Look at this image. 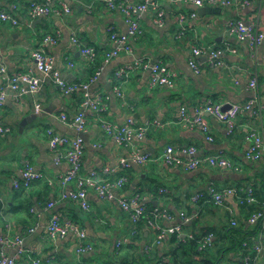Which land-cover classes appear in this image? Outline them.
<instances>
[{"label": "crops", "instance_id": "0c3cea01", "mask_svg": "<svg viewBox=\"0 0 264 264\" xmlns=\"http://www.w3.org/2000/svg\"><path fill=\"white\" fill-rule=\"evenodd\" d=\"M45 0H0V9L10 10L12 4H18L17 16L20 25L10 24L0 28V62L4 63L11 73L24 72L34 68L32 52L42 46V39L47 34L60 30L61 38L54 45L44 46L47 53L55 58V68L62 73L66 82L81 83L93 78L104 62L105 53L111 48L110 30L126 33L128 26L125 17L118 11L109 10L101 0H66L71 12L68 15H53L30 20L27 9L32 2L43 3ZM140 4L143 0H128ZM246 7H196L193 3L182 2L175 6L163 1L166 25L158 28L154 24L155 15L148 12L142 15L140 26L143 36L134 41V54H123L111 61L102 72L98 81L92 86L93 97H110L107 111L99 118L91 111L87 112V126L83 133L85 153L83 156V173L92 169L100 171L106 165H114L119 157L128 153L127 149L118 147L101 128V120L124 123L133 116L139 125L158 121L161 125L151 124L146 133L143 147L153 155L148 166L134 168L123 174L128 177V185L124 194L143 191L151 200L159 202L173 211L195 209L188 199L193 193L214 185L219 189L232 188L237 192L218 206L214 212H208L194 220L196 231H205L208 227L220 226L226 220L227 212L241 217L243 198L240 192L249 189L256 177L264 171V159L260 162H249L245 158L247 144L245 136L251 128L264 131V113L262 119H255L251 114H242L237 120L233 134L229 135L226 126L206 115L212 130L213 142L206 140L198 130H190L178 124V114L182 105L189 110L203 104L207 100L223 104H243L253 93L249 83L254 76L258 80L259 93L264 96V44L256 52L247 44L240 43L227 34V24L234 20L247 23H258L264 33V0H249ZM92 5V9L88 7ZM197 12L198 17L192 27L178 37L180 25L178 16ZM75 33L85 44L95 48L97 59L88 63L78 48L71 41ZM229 42L237 53L226 54L224 61L228 69H214L201 59L204 64L201 73L196 75L189 67L192 48L196 44L202 47H220ZM151 61H162L170 69L178 73L177 85L174 89H148L149 73L137 71L125 83L121 84L123 99L115 96V73L124 65L133 63L138 58ZM73 64V67L69 66ZM43 79V87L38 95L27 94L21 99L11 93L0 110V123L11 129L10 134L0 137V235L9 232L11 236H22L25 239V250L32 252V257L23 254L17 264H105L108 259L135 264H157L165 259L173 264L172 255L177 244L171 237L161 246L153 250L154 255L148 261L131 254L127 259L116 257L115 244L126 236L130 229L128 216L117 205L100 200L94 192L89 193L91 211H83L78 203L59 200L61 183L59 175L68 171V162L55 163L58 153L51 151L47 129L52 128L58 134L71 139L77 137L76 130L61 121V115L67 114L73 120L80 109L81 98L78 95L66 96L48 78ZM40 104L42 111L37 114L35 106ZM195 146L199 155L206 158L223 152L237 170L211 167L203 163L194 171H186L181 166L166 167L156 158L167 146ZM29 163L43 174V179L34 182L29 190L13 187V180L18 178L20 170ZM50 181L52 184H50ZM74 188V184L70 185ZM159 189H167V195H158ZM246 196V193H245ZM56 201V211L63 220H70L86 230L87 241L92 243L94 251L78 257L75 249L77 240L73 235L64 240L51 241L46 233L50 213L43 207L50 201ZM179 202V209L176 203ZM257 204L256 202L254 203ZM154 207V206H153ZM32 209L42 211L40 216ZM149 209H151L149 207ZM236 218L231 219L232 222ZM249 220V219H248ZM198 221V222H196ZM238 223V221H237ZM248 223V221H247ZM30 233V229L35 228ZM189 227L186 232L191 230ZM236 227V226H235ZM251 234L248 238L262 247V253L252 264H264V219L257 225L249 226ZM137 239V238H136ZM154 240L152 231H145V240L140 244L141 253L144 244ZM136 243V240L134 241ZM128 247V245H126ZM9 256L16 254L15 248H2ZM153 254V253H152ZM151 254V255H152ZM241 253H229L221 264H240ZM141 260V261H140Z\"/></svg>", "mask_w": 264, "mask_h": 264}, {"label": "built area", "instance_id": "2783aa9c", "mask_svg": "<svg viewBox=\"0 0 264 264\" xmlns=\"http://www.w3.org/2000/svg\"><path fill=\"white\" fill-rule=\"evenodd\" d=\"M163 1L166 0H143L140 4H134L128 0H101V2L112 11H118L125 17L128 29L126 33H120L110 30L109 41L111 48L104 55V62L99 67L93 78L86 82L69 83L66 82L62 73L55 68V58L47 53L44 46L54 45L61 38L60 30L53 34H47L42 39V46L38 47L31 54L34 62V68L24 72L11 73L8 67L0 62V110L3 107L7 97L13 93L17 99H21L27 94L38 95L43 87V79L40 75L48 77L66 96L78 95L81 98L80 109L73 120L69 121L67 114L61 115V121L64 124L71 125L77 132V137L71 139L67 136L58 134L52 128L47 129L46 134L49 139V147L54 153H58L61 149H65L64 153H58L55 157V163L61 164L65 159L68 162L69 169L66 173L59 175L61 183V192L59 200L62 202L78 203L83 211H91V203L89 201V193L94 192L97 197L108 203H113L128 216L130 229L126 236L120 238L115 246L120 250L125 245L134 243L142 232L154 233V240L148 244H144L142 251L146 255H151L153 250L161 246L170 237L176 236L178 242L185 240H193L194 234L186 232L187 228L197 219L198 214L189 215L185 210L172 213L167 207L156 206L149 209L152 198L143 191H135L132 194H124L128 177L123 173L134 168L146 166L153 161V155L150 151L143 147L146 133L151 124L161 125L158 121L139 125L133 116L127 118L124 123L109 122L101 120V128L103 132L114 140L118 147L127 149L128 153L119 157L114 165H106L100 171L92 169L87 173H83V156L85 153V140L81 136L87 126V112L91 111L99 118L107 111L110 97H93L92 86L98 81V78L105 70L106 66L119 56L134 54V41L143 36V29L140 26V19L143 14L152 12L155 15L154 24L158 28L166 25L165 9ZM175 6H179L182 2L193 3L196 7H246L250 5L249 0H167ZM92 9V5L88 7ZM20 10L18 4H12L10 10L0 9V28L2 25L10 24L13 27L20 25L17 12ZM71 12L69 3L66 0H45L43 3L32 2L27 14L30 20L45 18L53 15H68ZM197 12L188 14H180L178 23L180 25V33L178 37L183 35L185 31L192 27V23L197 19ZM227 34L234 37L242 44H247L249 48L256 52L264 44V33L260 31L258 23L251 21L249 23L243 20L230 21L227 24ZM72 44L78 48L83 58L90 64L97 59L95 48L85 44L75 33L71 37ZM237 53L236 48L226 42L220 47H202L198 44L192 48V56L189 60V67L194 74L199 75L203 64L201 59H206L207 64L214 69H228L232 71L234 67H229L224 61L226 54ZM73 67L72 63H69ZM146 71L149 73L148 89L157 88L174 89L177 85L178 73L170 69L162 61H151L150 59L138 58L129 65H124L115 73L116 82L113 86V93L120 99L124 98L121 90V84L127 82L137 71ZM249 89L253 96L243 104H230L228 110L223 107L226 104L212 100H207L203 104L195 106L192 110L186 105H182L178 114V124L190 130L201 131L207 141L213 142L212 130L206 120V115L212 116L216 121L226 126L227 133L233 134L237 120L242 114H251L255 119H262L264 113V96L259 93L258 80L254 76L249 83ZM42 111L40 104L35 106V112L39 114ZM11 129L0 123V137L10 134ZM247 149L245 158L249 162H260L264 159V131L255 128L248 130L245 136ZM166 167L181 166L186 171H194L203 163H208L211 167L221 169L237 170V167L229 161L223 152L203 158L199 155V151L195 146H167L161 154L156 158ZM43 179V174L37 171L29 163L20 170L18 178L13 180V187L16 190H29L34 182ZM50 182V181H48ZM50 184H52L50 182ZM74 184V188L70 185ZM236 189L226 188L219 189L214 185H208L205 189L193 193L189 201L196 205L204 198H210L216 205L223 206L225 200L235 194ZM167 189H159L158 195H167ZM246 196L243 198L248 204H254L255 198L251 188L245 189ZM158 203L159 199L156 198ZM57 202L52 200L48 202L42 210L50 213V219L46 228L48 238L53 241L64 240L68 236L73 235L77 240L76 255L83 257L94 251L92 243L87 241L86 230L80 228L79 225L70 220H63L56 211ZM32 212L40 216L42 211L32 209ZM264 219V202L261 209L251 215L248 220L249 226L257 225ZM237 222L234 220L232 225ZM144 225V227H142ZM36 227L30 229V233L35 232ZM215 237L213 234L202 236L199 242L198 250L205 251L212 247ZM246 241L244 246L248 248L249 254L245 256V264L252 263L256 257L262 253V247L253 241ZM0 244L2 248H15L16 254L9 256L5 252L0 254V264H17L18 258L23 254L32 257V252L25 250V239L22 236H11L9 232L0 235ZM255 253L257 256H251ZM34 264H40L39 259L33 260ZM86 264V263H85ZM157 264H167L165 259Z\"/></svg>", "mask_w": 264, "mask_h": 264}, {"label": "trees", "instance_id": "16d2710c", "mask_svg": "<svg viewBox=\"0 0 264 264\" xmlns=\"http://www.w3.org/2000/svg\"><path fill=\"white\" fill-rule=\"evenodd\" d=\"M251 190L253 191V196L256 201L255 204H248L244 199L241 205V217L240 219L236 218L235 215L227 212L226 220L220 226L208 227L205 231H196L195 227H197L196 223L191 226V230L189 232L194 234L193 240H185L184 242H178L176 236L171 237L172 242L177 244V249L174 251L172 255L173 264H221L226 255L229 253H241L240 264H245L244 258L249 254L248 248L244 246L246 241L252 244L251 239L248 238L249 234H251L250 228L248 227V219L251 217L253 213L261 209V204L264 202V171H262L255 179L254 183L250 185ZM237 190V189H236ZM201 191V190H199ZM244 193L240 192L242 198L245 197V189L242 190ZM190 199V196L188 197ZM154 201L149 205L150 208H153ZM176 206L179 209V202L176 203ZM195 209H186L185 211L189 215L198 214V216H202L206 213V211L214 212L215 209H218V205H216L210 198L206 197L196 205H194ZM172 213H177V211H173L169 209ZM180 211V209H179ZM236 218L238 223L233 226L231 225V219ZM236 221V222H237ZM198 222V221H196ZM144 227V225L142 226ZM188 227V228H189ZM187 228V229H188ZM213 234L215 240L213 242L212 247L207 248L205 251L200 252L199 242L202 236ZM136 239V238H135ZM145 240V232L140 231L139 236L136 239V243H132L128 245V247L123 246L120 250L116 249V257L119 259H127L131 252H133V256L137 255L139 259L145 258L146 260H150L151 256L154 255V261L156 260V256L158 255L153 252L152 255H146L143 251L141 253V242ZM253 258L255 255H251ZM141 261V260H140ZM105 264H117L116 261L112 259H108ZM123 264H131L129 262H123ZM135 264V263H132ZM252 264V263H250Z\"/></svg>", "mask_w": 264, "mask_h": 264}, {"label": "water", "instance_id": "95a60500", "mask_svg": "<svg viewBox=\"0 0 264 264\" xmlns=\"http://www.w3.org/2000/svg\"><path fill=\"white\" fill-rule=\"evenodd\" d=\"M230 108V104H226V105H224V107H223V109L226 111V110H228ZM82 137H84L85 135L84 134H82L81 135ZM156 206H163L161 203H158L157 201H154V207H156Z\"/></svg>", "mask_w": 264, "mask_h": 264}, {"label": "rangeland", "instance_id": "374dc122", "mask_svg": "<svg viewBox=\"0 0 264 264\" xmlns=\"http://www.w3.org/2000/svg\"><path fill=\"white\" fill-rule=\"evenodd\" d=\"M148 165H149V163H148L146 166H148ZM146 166H145V167H146ZM198 218H199V216H197V219H198ZM132 253H133V252H131V254H132ZM129 257H130V256H129Z\"/></svg>", "mask_w": 264, "mask_h": 264}]
</instances>
